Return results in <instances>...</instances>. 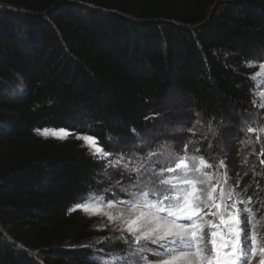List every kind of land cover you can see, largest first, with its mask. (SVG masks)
I'll return each instance as SVG.
<instances>
[{
    "label": "trees",
    "instance_id": "16d2710c",
    "mask_svg": "<svg viewBox=\"0 0 264 264\" xmlns=\"http://www.w3.org/2000/svg\"><path fill=\"white\" fill-rule=\"evenodd\" d=\"M263 58L264 0H0V264H102L95 219L69 210L90 192L127 199L136 175L105 174L77 135L130 166L162 145L224 160L234 198L251 196L244 207L262 219L264 144L248 131L257 66L246 63ZM152 160L148 187L175 175H153L175 163Z\"/></svg>",
    "mask_w": 264,
    "mask_h": 264
},
{
    "label": "snow or ice",
    "instance_id": "6c2138e0",
    "mask_svg": "<svg viewBox=\"0 0 264 264\" xmlns=\"http://www.w3.org/2000/svg\"><path fill=\"white\" fill-rule=\"evenodd\" d=\"M256 66L255 61L246 63L249 68ZM251 79L257 82L253 105L264 108V63L259 64V70L253 73ZM209 131H213L211 126ZM248 131L264 133V128H249ZM50 132L62 139L73 135L63 128L44 129L40 134L47 136ZM76 138L84 140L95 158L106 161L105 174L108 168L122 166L127 173L136 175L133 183L127 188H121L127 199L108 201L103 195L96 196L95 192H90L87 200L73 205L69 210L80 209L96 214L105 207H122L128 213L127 216L125 212H117L116 215L104 213L109 222L119 221L120 227L117 230L120 235L115 240L128 244L130 251L127 256L109 253V258L103 264H248L249 253L254 255L257 250L261 256L259 264H264V237L255 231L257 214L251 208L240 207L252 203V197L248 196L247 201L234 198V193L236 196L239 193L229 182L224 160L213 165L206 163L201 156H190L187 145L183 155L172 151L169 145H162L159 150L149 152L143 162L137 165L132 161L130 166L123 155L109 159L113 154L105 151L93 135H78ZM246 143L251 144L252 141ZM160 156L174 162L175 167L161 168L153 175L162 177L164 172L175 175L170 179L160 178L156 187H148L141 179L144 174L141 170L150 171L146 165L150 161L153 164L159 163L153 161L152 157ZM261 164H264V160H261ZM213 167L217 171H204L205 168ZM221 169L224 171L221 172ZM201 176L205 179H201ZM196 184L206 185L212 190H198ZM216 186H219V195H214ZM106 239L101 238L97 243H103ZM209 242L215 253L213 256L208 254ZM129 256L137 259L129 261Z\"/></svg>",
    "mask_w": 264,
    "mask_h": 264
},
{
    "label": "rangeland",
    "instance_id": "374dc122",
    "mask_svg": "<svg viewBox=\"0 0 264 264\" xmlns=\"http://www.w3.org/2000/svg\"><path fill=\"white\" fill-rule=\"evenodd\" d=\"M260 63H264V58L261 61L256 63L257 71L259 70V64ZM254 83H255V87H256L255 91H256L257 90V82L254 81ZM174 103L176 104V102H174ZM180 106H181V104H180ZM162 110H163V108H161L160 111H162ZM164 110H165L164 117L165 116L166 117L169 116L167 114L169 113V111L171 109L170 108H164ZM161 113H163V112H161ZM252 114L253 115L250 117L249 123H248L249 127L254 128V129L264 128V108L256 106V110ZM159 119L161 120V118L159 117V118L156 119V121H159ZM44 129H50L51 130V129H54V128H44ZM44 129H41L40 131L37 130V134L41 135L40 132H42ZM55 130H58V129H55ZM155 134H156V129L153 130V132L151 133V136H153ZM259 134L261 136L262 143L264 144V133H258V135ZM41 136L49 137V138H52V139L62 140V138H58L57 135H54L51 132L47 136H45V135H41ZM79 136H84V135H79ZM80 141H81V144L86 147L87 151L90 154H92V149L85 145L84 140L80 139ZM141 144L145 145L146 141L142 140ZM240 158H241L240 159L241 161L244 159L243 156H241ZM200 178L201 179H205V177H203V176H201ZM200 188H205L207 191H211L212 190L211 187H208L206 185H200ZM214 195H219V188L217 186H216V192L214 193ZM96 196H101V195H96ZM87 199H88V195L85 197V199L81 203H83ZM108 201H110V200H108ZM229 203H231V202H229ZM240 207H244V205H240ZM77 210H79L82 214H84V215H86L88 217L94 218L95 219V224L94 225H95L96 230H98L99 232L102 233V237L101 238H108L103 243H97V241L101 240V238L93 239L92 242L90 243V245L93 246V247L94 246L95 247H98V246H102L103 247L102 250H99V251H103V252H101V253H103L101 255L102 264H103V261L105 259L109 258L108 255H107L109 253H111L113 255H121V256H127L128 255V253L130 251L129 245L125 244L123 241L115 240V237H118L120 235V231L117 230L120 227L119 221L116 220V221L109 222L108 216L104 214L105 212H110L111 214L116 215L117 212H125V215L127 216L128 213L125 211V209H123L122 207H113V208L105 207L102 211H100V212H98L96 214H93L92 212H85V211L80 210V209H77ZM207 218L208 217H205V219H207ZM217 223H218V221H217ZM255 231L257 232V234L259 236L264 237V215H263L262 219L257 218ZM251 233H252V229L250 227L249 228V235L250 236H251ZM125 235H127V233H125ZM128 239L130 240L131 237H128ZM208 239H209V241H211V237L210 236H209ZM208 254H209V256L215 255V253L213 251L212 244L210 242L208 243ZM134 259H137V258L129 256V261L134 260ZM260 259H261V256H260V253H259L258 250H257L256 254H254V255L250 252L249 253L248 264H259Z\"/></svg>",
    "mask_w": 264,
    "mask_h": 264
}]
</instances>
